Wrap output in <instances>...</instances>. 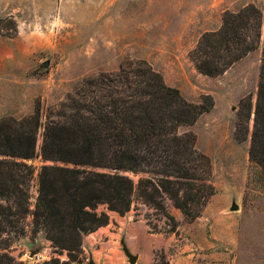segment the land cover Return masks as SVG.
I'll list each match as a JSON object with an SVG mask.
<instances>
[{
  "label": "rangeland",
  "instance_id": "1",
  "mask_svg": "<svg viewBox=\"0 0 264 264\" xmlns=\"http://www.w3.org/2000/svg\"><path fill=\"white\" fill-rule=\"evenodd\" d=\"M250 4L264 12V0H0V40L14 49L13 74L0 77V119L23 120L37 103L42 108L39 156L26 161L35 170L31 209L42 167L56 165L40 156L48 110L65 103L86 79L143 60L188 101H215L194 126L181 128L196 135L198 150L213 166L216 194L196 221L170 207L178 228L168 233L163 215L136 197L126 215L109 213L108 226L84 237L74 262L67 253L58 255L44 232L29 231L4 252L21 264H131L127 254L136 264H264V174L250 162V141L236 139L240 102L252 95L256 104L264 37L259 49L219 77L199 73L189 57L205 33L221 28L225 12ZM129 176L137 184L140 177ZM131 225L140 228L137 245L130 244Z\"/></svg>",
  "mask_w": 264,
  "mask_h": 264
},
{
  "label": "trees",
  "instance_id": "2",
  "mask_svg": "<svg viewBox=\"0 0 264 264\" xmlns=\"http://www.w3.org/2000/svg\"><path fill=\"white\" fill-rule=\"evenodd\" d=\"M263 37L264 12L250 4L225 12L221 28L205 33L189 57L199 73L219 77L259 49ZM214 107L211 96L188 101L143 60L86 79L48 110L40 156L56 165L42 167L34 209L35 170L26 161L39 156L41 105L23 120L0 119V264H21L4 250L29 231L44 232L55 252L74 262L84 237L108 226L109 213L126 215L136 197L163 215L168 233L178 228L170 207L196 221L216 194L213 166L196 135L181 128ZM236 139L250 141V162L264 174V42L256 104L252 95L240 102ZM130 174L140 177L137 184Z\"/></svg>",
  "mask_w": 264,
  "mask_h": 264
},
{
  "label": "crops",
  "instance_id": "3",
  "mask_svg": "<svg viewBox=\"0 0 264 264\" xmlns=\"http://www.w3.org/2000/svg\"><path fill=\"white\" fill-rule=\"evenodd\" d=\"M22 52L25 53V56L28 58L30 55L29 45L25 44ZM13 65H14V49L12 45H9L5 40H0V77L11 76L13 74ZM176 209V208H173ZM178 210V209H176ZM180 211V210H179ZM181 212V211H180ZM182 213V212H181ZM137 229L140 231V228H137V225H131L127 227V231L130 238L131 245H137ZM108 247H113L112 244H108ZM110 251L109 249H107ZM105 250V253L108 254V251ZM187 264H190L189 262Z\"/></svg>",
  "mask_w": 264,
  "mask_h": 264
},
{
  "label": "water",
  "instance_id": "4",
  "mask_svg": "<svg viewBox=\"0 0 264 264\" xmlns=\"http://www.w3.org/2000/svg\"><path fill=\"white\" fill-rule=\"evenodd\" d=\"M48 66H49V62H47V63L44 64V67H48ZM254 109H255V108H254ZM254 117H255V115H254V113H253V117H252V125H253V123H254ZM232 209H233V211H237V210H238V207L235 205V206H233ZM127 255H128L129 259H130L131 264H136V262H137V258L131 256L130 254H127Z\"/></svg>",
  "mask_w": 264,
  "mask_h": 264
}]
</instances>
